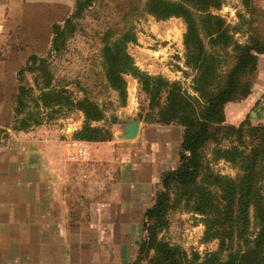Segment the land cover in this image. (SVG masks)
Here are the masks:
<instances>
[{
    "label": "rangeland",
    "instance_id": "obj_1",
    "mask_svg": "<svg viewBox=\"0 0 264 264\" xmlns=\"http://www.w3.org/2000/svg\"><path fill=\"white\" fill-rule=\"evenodd\" d=\"M98 1L80 15L75 13V2L72 6L38 4L23 9L21 24L7 42L8 82L5 91L0 84V157L4 158L0 161V172L5 175L12 174L14 165L20 160V155H17L19 142L51 136V133L54 135L56 131L65 128L68 134L74 121L80 117L78 113L81 112L76 109L64 106L52 110V106L37 107L32 101L39 95L36 82L39 80L37 83L42 85L49 72L51 80L53 78L51 87L52 84L57 89L64 87L73 99H81V91H86L99 104L103 118L93 123L92 127L103 130L106 135L108 133L109 140L117 134H123L128 122L139 121L141 139L147 141V149L154 141L162 148V154L158 152L162 164L168 163L170 167L174 159L178 160L176 148L182 142L184 129L178 124L162 125L156 122L159 112V107L155 106L156 98L159 106H163L169 90L154 80L178 83L182 94L196 96L194 81L200 75V69L198 71L194 67L192 54L195 51L188 53L184 45L187 31L184 19L156 20L149 15L138 16L132 10L134 0H110L101 4ZM211 14L220 20V24L212 21L206 28L200 22V15L196 23L207 57L205 67L211 68V78L221 82L240 55L236 46H245L255 41L264 44V0H221L220 8L212 10ZM68 17L73 18V35L67 38L64 48L54 55L51 53L52 28L56 24L62 27ZM219 28L225 36L216 42H209L208 35ZM105 33H123L130 40L126 52L135 70L124 76L127 94L124 104H120L116 92L103 84L99 50ZM40 60L47 65L46 75L37 72ZM30 67L33 70L28 69ZM240 81H251V93L243 100L226 105L225 125L238 127L246 122L254 127L264 126V54L257 56L253 71L242 76ZM146 84L150 88L149 92L144 88ZM18 98L23 101L22 108L18 106ZM83 126L82 123L73 138L85 136L83 132L80 133ZM158 133L161 134L159 137ZM59 135L57 138H60ZM229 141L224 140L218 147L215 143L209 144L204 151L203 165H208L209 171L215 175L233 178L238 173L237 169L225 159L213 155L216 148H229ZM169 146L173 149L166 152ZM150 157L154 160L152 155ZM160 168L159 175L162 178L165 169L163 165ZM161 178L154 189L153 198L161 190ZM165 221L163 225H166L160 230L158 240L182 249L190 258L193 254L203 258L218 250L217 240L205 239L201 217L187 211L182 204L173 208ZM142 230L139 237L141 242L146 238V231ZM141 242L131 264H149L155 256L153 251L141 255Z\"/></svg>",
    "mask_w": 264,
    "mask_h": 264
},
{
    "label": "trees",
    "instance_id": "obj_2",
    "mask_svg": "<svg viewBox=\"0 0 264 264\" xmlns=\"http://www.w3.org/2000/svg\"><path fill=\"white\" fill-rule=\"evenodd\" d=\"M106 1L110 0L98 2L101 4ZM95 2L97 0H75V13L80 15L82 11L91 9ZM220 6L221 0H134L132 10L138 16L149 15L156 20L184 19L187 25L184 45L188 53L195 51L192 54L194 67L198 71L200 69V75L194 81L195 97L182 94L178 83L154 80L169 90L163 106H159L156 98L155 106L159 107L156 122L162 125L178 124L183 127L184 135L179 147L177 168L162 175L161 190L145 212L143 229L146 238L141 242V255L150 251L155 253L149 264H264V126L254 127L246 122L238 127L227 126L224 115L227 104L250 95L251 81L242 83L240 78L253 71L257 56L264 54V44L255 41L245 46H236L240 55L224 80L220 82L211 78V68L205 67L207 57L196 21L200 15V22L206 28L212 21L220 24V20L211 14L212 10ZM72 19L68 17L62 27L59 24L53 26L52 54L59 53L67 38L73 35ZM224 36L219 28L208 35V41L216 42ZM129 41L126 34L105 33L99 50L103 84L117 93L120 104H124L127 98L124 76L135 70L126 52ZM38 62L37 72L46 75V63L42 60ZM28 69L33 70L31 67ZM44 78L46 81L42 85L37 83L39 80L36 82L39 95L32 101L37 107L52 106L53 110L67 106L76 109L83 114L84 126L80 133L85 135H78L77 140H109L108 133L106 135L103 130L92 127L93 123L102 121L103 115L99 104L86 91H81V99H73L64 87L57 89L53 84L51 87L53 78L51 80L50 72ZM144 88L150 91L147 84ZM18 106L23 107L21 98H18ZM224 140H230L229 148H216L213 155L225 159L237 169L238 173L233 178L215 175L209 171L208 165H203L206 147L212 143L218 147ZM181 204L187 211L201 217L205 239L217 240L219 243L216 252L203 258L193 254L190 258L182 249L158 240L169 212Z\"/></svg>",
    "mask_w": 264,
    "mask_h": 264
},
{
    "label": "crops",
    "instance_id": "obj_3",
    "mask_svg": "<svg viewBox=\"0 0 264 264\" xmlns=\"http://www.w3.org/2000/svg\"><path fill=\"white\" fill-rule=\"evenodd\" d=\"M74 2L0 0V84L4 91L7 42L21 24L23 9L38 4L72 6ZM78 114L68 134L65 128L19 142L15 170L9 175L0 172V264L134 261L145 212L160 183V167L164 166V173L174 170L179 158L170 167L162 164L161 146L152 141L147 149L141 129L133 140L120 139V134L103 142L77 140L74 132L83 123ZM78 148L84 153L78 154Z\"/></svg>",
    "mask_w": 264,
    "mask_h": 264
},
{
    "label": "water",
    "instance_id": "obj_4",
    "mask_svg": "<svg viewBox=\"0 0 264 264\" xmlns=\"http://www.w3.org/2000/svg\"><path fill=\"white\" fill-rule=\"evenodd\" d=\"M139 130L140 122L130 121L124 126L123 134L119 135V138L123 140H133L137 137Z\"/></svg>",
    "mask_w": 264,
    "mask_h": 264
},
{
    "label": "built area",
    "instance_id": "obj_5",
    "mask_svg": "<svg viewBox=\"0 0 264 264\" xmlns=\"http://www.w3.org/2000/svg\"><path fill=\"white\" fill-rule=\"evenodd\" d=\"M83 153H84V149L78 148V154H83Z\"/></svg>",
    "mask_w": 264,
    "mask_h": 264
}]
</instances>
